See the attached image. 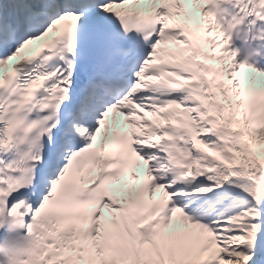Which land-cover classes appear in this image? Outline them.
Returning <instances> with one entry per match:
<instances>
[{
    "label": "snow or ice",
    "instance_id": "obj_1",
    "mask_svg": "<svg viewBox=\"0 0 264 264\" xmlns=\"http://www.w3.org/2000/svg\"><path fill=\"white\" fill-rule=\"evenodd\" d=\"M0 264H264V0H0Z\"/></svg>",
    "mask_w": 264,
    "mask_h": 264
}]
</instances>
